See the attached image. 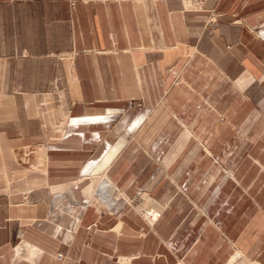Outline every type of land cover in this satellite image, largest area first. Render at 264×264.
Wrapping results in <instances>:
<instances>
[{
	"label": "crops",
	"instance_id": "0c3cea01",
	"mask_svg": "<svg viewBox=\"0 0 264 264\" xmlns=\"http://www.w3.org/2000/svg\"><path fill=\"white\" fill-rule=\"evenodd\" d=\"M0 264H264V0H0Z\"/></svg>",
	"mask_w": 264,
	"mask_h": 264
},
{
	"label": "bare ground",
	"instance_id": "6f19581e",
	"mask_svg": "<svg viewBox=\"0 0 264 264\" xmlns=\"http://www.w3.org/2000/svg\"><path fill=\"white\" fill-rule=\"evenodd\" d=\"M192 4V3H191ZM64 133V132H63ZM153 207V206H152ZM148 214L151 216V219L152 220H155V219H157L158 217H159V215H160V212H159V210H156L155 208H149V210H148ZM147 214V215H148ZM144 215V214H143ZM146 217V216H145ZM57 257V256H56Z\"/></svg>",
	"mask_w": 264,
	"mask_h": 264
},
{
	"label": "rangeland",
	"instance_id": "374dc122",
	"mask_svg": "<svg viewBox=\"0 0 264 264\" xmlns=\"http://www.w3.org/2000/svg\"><path fill=\"white\" fill-rule=\"evenodd\" d=\"M13 1H16V0H13ZM27 1H31V0H27ZM25 54H26V52H25ZM136 105H138V106H141V105H143V102L142 101H137V103H136ZM62 124H59V123H57L56 125H55V128L56 127H58V128H62ZM61 131V130H60ZM59 132V131H58ZM59 137V136H58ZM50 138H52V136H50ZM120 196H123V194L122 195H120ZM128 199V198H127ZM61 251V250H60ZM60 251H57V252H60ZM57 252H56V254H57ZM64 252V251H63ZM65 253V252H64ZM65 256H67V254L65 253ZM64 256V257H65ZM64 259V258H63Z\"/></svg>",
	"mask_w": 264,
	"mask_h": 264
},
{
	"label": "built area",
	"instance_id": "2783aa9c",
	"mask_svg": "<svg viewBox=\"0 0 264 264\" xmlns=\"http://www.w3.org/2000/svg\"><path fill=\"white\" fill-rule=\"evenodd\" d=\"M198 1V0H197ZM200 3V2H199ZM198 3V4H199ZM56 256L59 258V259H62L64 256H65V253L63 251H60V252H57Z\"/></svg>",
	"mask_w": 264,
	"mask_h": 264
}]
</instances>
